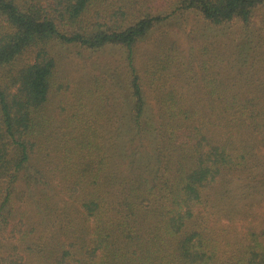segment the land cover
Segmentation results:
<instances>
[{
	"label": "trees",
	"instance_id": "1",
	"mask_svg": "<svg viewBox=\"0 0 264 264\" xmlns=\"http://www.w3.org/2000/svg\"><path fill=\"white\" fill-rule=\"evenodd\" d=\"M263 211L264 0H0V264H264Z\"/></svg>",
	"mask_w": 264,
	"mask_h": 264
},
{
	"label": "rangeland",
	"instance_id": "2",
	"mask_svg": "<svg viewBox=\"0 0 264 264\" xmlns=\"http://www.w3.org/2000/svg\"><path fill=\"white\" fill-rule=\"evenodd\" d=\"M163 2L167 0H162ZM176 0H172V2ZM165 7L163 9L170 10L168 4H164ZM167 12V11H166ZM196 20L195 18H193ZM190 19L187 25H184L182 21L179 19L171 21L168 23L167 26L161 28L159 36L166 32L169 34V37H175L179 35H183L187 37V33L184 32V29L190 31L192 28V24H194V20ZM199 20V19H198ZM200 27L199 32H196V35H200V32L206 31V26L203 24H198ZM185 26V27H183ZM157 39V35L145 45H142L139 48L138 55H142L146 58L147 53H150L152 50V45L154 41ZM197 39V37L195 38ZM52 52L57 55L59 59V77L61 85L64 87L62 90H65L70 86V91H73V88L78 87L79 83L84 80L86 76H89L94 73L104 74H114L116 71H124L125 69V62H124V50L119 48H108L104 51H90L86 50L81 46H67L61 43L57 44V46L52 49ZM238 212V211H237ZM264 212V211H263ZM253 216H246L243 215L241 212H238L237 218L234 220V224L236 225V230H247L248 226L251 225L250 222ZM249 219L248 222H246ZM227 223V221H224ZM259 221H256L255 224H258ZM247 224V225H246Z\"/></svg>",
	"mask_w": 264,
	"mask_h": 264
}]
</instances>
